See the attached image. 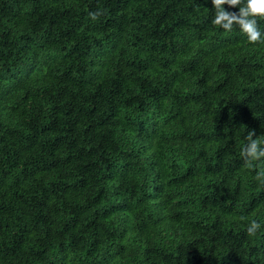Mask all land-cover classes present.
<instances>
[{"label": "trees", "instance_id": "1", "mask_svg": "<svg viewBox=\"0 0 264 264\" xmlns=\"http://www.w3.org/2000/svg\"><path fill=\"white\" fill-rule=\"evenodd\" d=\"M213 16L0 0V264H264V42Z\"/></svg>", "mask_w": 264, "mask_h": 264}, {"label": "clouds", "instance_id": "2", "mask_svg": "<svg viewBox=\"0 0 264 264\" xmlns=\"http://www.w3.org/2000/svg\"><path fill=\"white\" fill-rule=\"evenodd\" d=\"M211 3L214 8L212 24L226 33L238 29L249 42H264V28L258 26V20L264 19V0H211ZM101 15L99 9L88 13L93 21ZM239 156L249 169L254 170V179L264 185V136H255L254 131H248ZM242 219L246 220L245 231L249 236L264 230V222L259 219Z\"/></svg>", "mask_w": 264, "mask_h": 264}]
</instances>
